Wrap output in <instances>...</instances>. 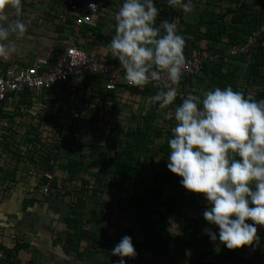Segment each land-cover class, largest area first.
<instances>
[{"label":"trees","instance_id":"1","mask_svg":"<svg viewBox=\"0 0 264 264\" xmlns=\"http://www.w3.org/2000/svg\"><path fill=\"white\" fill-rule=\"evenodd\" d=\"M155 3L160 8V14L163 17H169V21H174L178 25L181 34L185 37L194 35V47L201 51L220 54L217 61L207 58L200 73L182 77L179 83L180 94L176 103H180L188 93L201 95L200 90L204 91L217 86L223 88L231 85L234 90L241 91L238 81L241 78L242 66L234 62L233 59L235 60L242 54L253 56L246 84L257 86L254 91L245 90L243 93L246 96L251 95L257 100L264 99V31L247 52L234 56L228 54L231 45H244L248 37L264 25V0H207L200 13V20L195 23L187 21L184 11L170 7L166 0H155ZM163 17L158 16L157 22H161ZM89 31L93 35L90 44L97 46L96 50L102 41L106 42L105 47H107L112 34L104 33L101 28L94 26L82 28L83 35L88 34ZM202 41L207 42L206 49L199 45ZM217 46H220L221 49H218ZM81 47L88 52L84 46ZM214 47L216 49L211 51ZM184 52L187 56L185 50ZM107 55L119 64L118 59L111 56L108 48ZM74 82L79 84L78 86H84L87 83L91 88L90 99L101 96L103 101L106 99L111 101V106L114 109L121 101L119 93L122 91L128 90L134 99L141 100L143 97V102L150 101L149 97L158 91L150 84L143 87L123 85L116 90H107L104 89L100 76L89 75L39 92L26 90L23 94L15 96V100L6 101L1 107L3 117L7 118L9 122L8 126H4L7 132L3 133L4 138L1 140L2 146L6 148L5 154L15 161L16 159H26L28 163L38 166L44 172L39 183L50 181L52 185L51 191L42 195L44 198L52 190L63 192V187L66 189L65 193L72 196L73 208L72 216L68 219L70 230L65 240L66 250L74 249L78 255H83L82 252H85V249L83 251L79 249L77 235L86 223L98 225L109 223V216L113 215V211L109 209L110 203L123 212L131 214L132 211L135 213V225H130L127 222L123 227V233L130 236H136V234L142 236V240L139 241L141 250L137 251V255L134 256L136 264H154L158 256L165 255L169 256L168 264H187L190 255L201 246L212 248L213 241L203 230L212 228L218 234V228L209 224L202 214L190 215L188 213L183 217L184 224L181 232L177 233L174 239L180 244V248L178 250L171 249L172 214H179L186 208L208 207V203L203 205L204 195L192 191L190 192L193 193V197L181 195L168 200L163 199L165 185L167 187L182 186L180 183L182 177L171 172L167 167V156L170 152L168 139L172 135L171 127L176 123L173 115L174 106L160 111L155 104L150 110L138 105L139 117L142 120L135 126L125 128L115 121H105L104 124L100 122V126L98 123L93 125L95 123L90 119L91 123H86L85 119L80 118L86 112L85 108L90 99L84 100V97H79L78 103L68 105V102L58 98L61 94L68 92V87L75 86ZM204 82L207 85H204ZM190 86H195L194 90H183L184 87ZM202 87L203 89H201ZM102 89L105 92L100 93ZM94 91H98V93L94 95ZM96 104L98 111L100 103ZM164 112H170L171 116L165 117ZM25 116L32 118L25 124L18 123V120L24 119ZM161 117L164 118L165 124L157 122ZM17 125L24 133H20V129L16 128ZM112 130L117 133L111 139L112 143L108 145L109 149H106L105 142ZM18 135L24 137L22 143L18 142ZM78 142L83 146H88V150L80 157L74 156L72 153L78 146ZM0 153L1 159V150ZM63 156L67 159L57 166L61 168V172H68V176H61L62 185L60 186L58 184L60 177L55 174L54 169H56L57 160ZM95 158L99 165L96 172L89 170V163ZM6 162L7 160H5V165L8 169L2 165L0 170H3L2 173L8 176L13 186L16 182L17 166L13 169L11 168L12 163L7 165ZM148 170L161 175L160 178L155 177L153 186H146L145 172ZM84 172L88 176L84 175ZM73 181H76V184L69 187ZM39 183L32 188L33 191ZM151 193H154L155 196ZM34 194L40 195L35 192ZM91 200H93L92 205L89 207ZM86 209L89 211L88 218L84 217ZM107 211L110 212L108 218H106ZM139 219L141 221H138ZM86 235L92 241L89 245L91 251L94 250L95 254H100L101 251L106 252L107 259L101 260L100 264H113L114 261L120 259L119 256L112 255L111 249L103 248L99 243V235L96 230L88 229ZM258 235L260 236L259 243L254 242L252 245H245L237 249H228L225 246V248L213 251L210 254V259L197 256L192 259V263L241 264L247 261L250 264H264V226L258 227ZM115 237L119 241L123 235L117 233ZM30 247V243L22 241H17L13 247H7L0 243V252L5 258H14L11 261L12 264L13 262L20 264L15 254L22 249L29 250ZM242 248L248 250V255L245 254L246 251H241ZM36 264L41 263L37 262Z\"/></svg>","mask_w":264,"mask_h":264},{"label":"clouds","instance_id":"2","mask_svg":"<svg viewBox=\"0 0 264 264\" xmlns=\"http://www.w3.org/2000/svg\"><path fill=\"white\" fill-rule=\"evenodd\" d=\"M172 8L193 11V0H166ZM24 0H0V58L19 52L28 34ZM94 4L91 5L93 8ZM155 0H122L107 48L118 59L128 84L163 86L149 100L159 109L174 106L175 124L168 139V169L181 185L208 201L203 216L218 228L203 231L228 249L259 243L264 226V99H254L231 85L188 93L180 103L178 85L189 67L186 39L168 19L157 24ZM113 264L137 255L130 235L111 249Z\"/></svg>","mask_w":264,"mask_h":264},{"label":"crops","instance_id":"3","mask_svg":"<svg viewBox=\"0 0 264 264\" xmlns=\"http://www.w3.org/2000/svg\"><path fill=\"white\" fill-rule=\"evenodd\" d=\"M70 1L78 2L80 0H24L25 18L29 22L28 34L19 44L20 50L17 54L7 59L0 58V70L14 61L28 64L37 57L46 56L50 51L60 49L61 45L67 41L74 40L77 46H84L89 53L95 50L97 46L90 44L93 39L91 31L86 35H83L82 32L84 26L90 25L82 26L79 35L76 36L74 33L72 27L73 16L69 10ZM107 4H110V0H107L104 4L105 9L98 13V23L94 26L101 28L104 33H107L104 26ZM196 9L198 10H196L197 12H184V17L187 21L195 23L200 20V13L204 8L202 10L200 8ZM159 17H163L162 14ZM163 18L165 19L166 17ZM110 34L113 35L114 31ZM185 39L186 46L184 50L188 56L196 48L193 46L194 35H187ZM99 52L107 54V50H99ZM99 52L93 51L94 54ZM194 87H184L183 90L192 91ZM204 91L200 90L201 95ZM119 94L121 95L122 93ZM129 97L131 98L132 95ZM2 112L1 110L0 150L2 155L0 166L4 165L7 168L5 165V160H7V165L12 163L11 168L14 169L16 166L17 168L15 172L16 182L13 186L8 176L2 173L3 170H0V243L7 247H13L17 241L30 243L31 247L29 250L22 249L15 254L20 264H36L37 262L41 264H100V261L105 258H99V253L95 254L94 250L89 253L88 247L84 248L86 250L82 252L83 255L81 256L74 249L66 250L65 240L70 230L68 219L72 216L71 211L73 208L72 196L65 193L66 189L64 187L62 188L63 192L52 190L46 198L42 195L34 194L32 188L42 180L44 172L38 166L28 163L26 159H16L15 161V159H11L5 154L6 148L2 146L1 140L4 138L2 136L3 133L7 132L4 126H8L9 122L7 118L3 117ZM31 118L25 116L24 119H19L18 123L25 124ZM33 121L35 122V119ZM16 128L20 129V133H24L19 125ZM17 140L22 143L24 137L18 135ZM22 147L25 148L24 146ZM66 159L63 156L56 163L59 164ZM60 170L61 168L56 167L54 172L60 177L58 184L61 186V176H68V172L63 173ZM75 184L76 181H73L69 187ZM84 249L80 250L83 251ZM101 253L106 255V252L101 251ZM13 260L14 258L3 257L2 252H0V264H12L11 261Z\"/></svg>","mask_w":264,"mask_h":264},{"label":"rangeland","instance_id":"4","mask_svg":"<svg viewBox=\"0 0 264 264\" xmlns=\"http://www.w3.org/2000/svg\"><path fill=\"white\" fill-rule=\"evenodd\" d=\"M121 4V0H110V4L106 5V14H105V27H106V31L107 33H111L112 31H115L113 25L115 24V14L119 9V6ZM193 4H194V8L193 11H196V8H200V10H202V8L205 7L206 4V0H193ZM198 11V10H197ZM196 11V12H197ZM165 19H170L169 17H166ZM160 22H157V24L159 25ZM106 42H100V45H102L96 50H92L90 51V53L94 52H99L100 51H106L107 47H105ZM88 44V43H87ZM200 46L204 47L207 44L206 41H202L201 44H199ZM218 49H221L220 46H217ZM195 49V48H194ZM193 49V50H194ZM216 48L214 47L213 49H211V51H214ZM219 52L221 50H218ZM89 52V51H88ZM252 55H240L238 57L235 58V60L233 59L234 62L239 63L242 66V70L240 71L241 73V78L238 81V85L241 88V91L244 92L245 90H249V91H254L255 88H257V86L254 85H249L248 83L246 84V77L248 76L249 73V67L251 65V61L253 60ZM122 77H124V73L122 74ZM74 84H76L74 82ZM73 84V85H74ZM79 84H76L75 86L72 87H68V92H65L63 94L60 95L59 100H63L65 102H68V105H73L78 103V98L79 97H84V100L86 99H90V93H91V88L90 86L86 83L84 86H78ZM197 85V84H196ZM195 85V86H196ZM204 85H207L204 82ZM80 87V88H79ZM203 89V87L201 88ZM105 92V90L102 89L103 93ZM94 95L98 93V91H94L93 92ZM100 95V94H99ZM129 91H125L122 92V94L120 95V102L118 104V107L116 109L112 108L111 106V101H109L108 99L103 101V98L101 97H95V98H91L87 104L86 112H84L83 116L80 117L81 119H85L86 123H91V121H93L95 124L93 125H97V123L100 126V122L101 124H104V122H108V121H115V122H119L121 126L123 127H129V126H135L137 125V123H139V121L141 122V117H139V112H138V105L139 106H144L147 109H151L152 108V103L148 100H145L143 102V97L141 100L138 99H134L133 97H129ZM67 97H68V101H67ZM100 103V107L99 110L97 111V104L96 103ZM141 103V104H139ZM65 104V103H64ZM86 104V103H85ZM161 111V109H160ZM165 117L169 118L171 116L170 112H164ZM98 116V118H97ZM163 117L159 118V120H157L158 123L161 124H165L166 122L164 121ZM89 119L91 121H89ZM103 121V122H102ZM168 125V124H166ZM51 133V132H50ZM117 131L112 130L107 138V141L105 142V147L107 146L106 149H109L108 145L110 143H112L111 139L113 137L116 136ZM83 147V148H82ZM88 146L86 145H81L80 142H78V146H76L74 148V151L72 152L74 156H78L80 157V155L82 153H85ZM146 154V153H144ZM90 162V161H89ZM99 165L97 163V158L93 159L91 161V163H89V170L90 171H97ZM84 175L88 176V174H86V172H84ZM147 181H146V186H153L154 185V179L155 177H159L161 175H159L158 173H155L153 171H146L145 172ZM92 177V176H91ZM156 177V178H157ZM93 178V177H92ZM165 194L163 196V199H170L171 197H175V196H181V195H188L190 197H193V193L190 192V190H187L186 188H184L183 186L181 187H167V185H165ZM143 191V188L141 189ZM153 196H155L154 193H151ZM92 201L91 200L89 202V207L92 205ZM204 204H207L208 201L206 199H204ZM111 211H113V215L110 217L109 216V223H102L100 225L95 224V223H86L83 225L82 230L79 232V234L77 235V242L80 243V249H84L85 247L87 249H91L89 244L92 242L91 239L86 235V230L88 229H92V230H96L98 232L99 235V243L103 246L104 249H112L119 241L116 240L115 235L117 233H121L123 236L126 235L125 233H123V227L125 226V224L127 222L130 223V225H135V213H133L131 211V214L129 212H123L122 210H119L118 208H116L115 206H113V204L111 205L110 203V208ZM205 206L203 208H186L184 209L181 213L179 214H172L171 216V225H170V233L172 236V239L170 241V245H171V249L172 250H178L180 248V244L175 242V236L177 233L181 232V229L183 227L184 224V215L186 214H190V215H197V214H202L205 210ZM109 210V211H110ZM86 213L84 214L85 218L89 217V211L88 209H86ZM109 211H107V216L106 218H108L109 215ZM138 221H141V219H139ZM145 221V220H144ZM133 239V244L134 247L136 249V252L141 250L140 249V245H139V241L142 240V236L141 235H137L136 236H131ZM225 248V245L222 244L218 239L216 241H213V247L212 248H206L204 246H201L200 249L198 248V250L194 251V253L192 255L190 250H189V255L190 257L188 258L187 264H194L192 263V259L197 257V256H201L204 258H209L210 259V254L218 249H222ZM86 250V249H85ZM91 251V250H90ZM143 251V250H142ZM241 251H246V255H248V250H245V248H242ZM90 253V252H89ZM148 253V252H145ZM101 259L106 258L107 256L105 255V253H101L98 256ZM127 261V264H136L134 259L135 257H125L124 258ZM169 256L165 255V256H158L156 262L154 264H168L169 263ZM241 264H250V262L244 261V263Z\"/></svg>","mask_w":264,"mask_h":264},{"label":"built area","instance_id":"5","mask_svg":"<svg viewBox=\"0 0 264 264\" xmlns=\"http://www.w3.org/2000/svg\"><path fill=\"white\" fill-rule=\"evenodd\" d=\"M107 0H80L70 1L69 10L73 16V31L77 35L84 25L96 26L97 15L103 9ZM93 8L91 7V5ZM264 31V25L260 26L251 34L244 45H231L228 54L234 56L238 53H245L254 45L257 38ZM60 49L50 51L46 56L35 58L32 62L25 64L14 61L0 70V111L6 101L15 100V96L23 94L26 90L39 92L51 89L74 78L95 75L102 78L103 87L107 90H116L120 86L130 85L122 77L124 73L120 65L113 61L109 55L89 54L83 48L77 46L75 41H67ZM220 54L208 51H201L197 48L192 50L186 57L189 67L184 71L183 76L200 73L204 61L207 58L217 61ZM159 90L163 86L161 82L150 83ZM180 87L178 85V95ZM58 163H56V167ZM50 181H42L35 188L34 192L40 195L51 191Z\"/></svg>","mask_w":264,"mask_h":264}]
</instances>
